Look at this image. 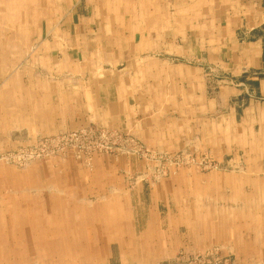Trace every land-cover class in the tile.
Segmentation results:
<instances>
[{
    "label": "crops",
    "instance_id": "crops-1",
    "mask_svg": "<svg viewBox=\"0 0 264 264\" xmlns=\"http://www.w3.org/2000/svg\"><path fill=\"white\" fill-rule=\"evenodd\" d=\"M15 1H0V146L8 148L51 132L75 128L85 122L86 117L90 119L93 96L90 65L91 56L97 54V62L108 63L113 68L123 63L140 65L146 61L159 70V65H162L165 99H172V79L179 80L182 85L179 89L180 105L171 111L180 116V124L169 118L167 126L194 129L196 141L201 139L203 142L204 138L206 142H212L210 148L213 150L228 151L230 155L237 153L247 161L244 164L250 166L247 170L250 175L254 172L252 161L264 160V0H168L170 4L167 0H149L150 6L143 8V12H137L134 6H124L125 3L118 0L120 7L108 6L106 12L101 11L99 37L94 35L89 41L82 40L83 45L77 44L76 36L84 33H75V24L61 25L60 20L50 28L47 24L44 29L47 38L53 36L51 43L41 40L43 32H39V40H32L22 21L26 14L23 2ZM37 2H40L42 12L39 10L35 16L40 14L42 17L45 0ZM109 3L112 2H106ZM75 13L69 10L64 14L68 16L66 22L75 20ZM78 23L80 29H86V26L90 29L92 25ZM77 50L80 56L74 57ZM207 80L212 83L210 86H207ZM117 84V91L122 94V85ZM208 90L215 96L205 104ZM239 110L241 122L237 123ZM223 133L229 136L225 137ZM241 141L243 147L240 146ZM111 160L109 157H94L92 166L88 168L74 158L59 159L54 168H37L16 176V179L20 177L19 184H16L20 190L29 187L40 192L38 207H45L42 205L44 191L53 193L50 207L55 209L51 215L54 218L59 208L64 211L60 213L62 215L72 213L68 217L73 223L76 217L82 218L78 222L85 225H123L126 221L131 226L133 221H137L145 226L140 235L145 234L150 240H166L168 237L166 230L172 229L169 218L161 221L158 209L163 201L169 210L175 201L176 205L184 207L185 213L182 214L188 219L182 218L174 231L184 226L185 238L206 242L220 239L217 192L222 191V198L231 202L235 200L231 194L236 191L234 184H200L196 179V205L203 212L197 210L196 218H192L191 195L183 196L185 199L181 198L178 203L169 187L159 185L149 191L148 201L142 200V190L138 185L130 191L118 178L124 171V161L114 166ZM112 177H117L115 183ZM247 181L245 184L249 191L253 196L257 194L261 206H264V183H260V176ZM209 191L214 192L211 197L206 193ZM89 192L100 198L99 204L88 205L94 207L91 211L78 204L85 201ZM62 193L63 198L59 196ZM124 196L129 197L131 211H126L128 205L119 200ZM68 206L70 210L66 212L67 209L63 208ZM207 208L213 209L208 218ZM35 216L37 223L43 221L42 211L36 212ZM23 222L33 221L27 218ZM204 226L210 227L217 237H209ZM124 233V229L120 230L121 238L126 237ZM53 239L65 238L54 235ZM55 248L71 254L68 246L60 249L56 245Z\"/></svg>",
    "mask_w": 264,
    "mask_h": 264
},
{
    "label": "rangeland",
    "instance_id": "rangeland-1",
    "mask_svg": "<svg viewBox=\"0 0 264 264\" xmlns=\"http://www.w3.org/2000/svg\"><path fill=\"white\" fill-rule=\"evenodd\" d=\"M37 1L21 0L26 11L22 21L28 28L30 38L39 40L37 36L39 32H43L41 40L51 43L53 36L47 38L44 29L47 24H50L47 25L50 28L60 20L61 25L75 24V33H84L76 36L79 41L77 44L80 45H83L82 40L89 41L94 35L99 37L98 23L101 11L106 12L108 6H121L118 0H45L43 4L46 7L41 17L40 14L35 16L39 10L42 12V6ZM148 1L122 0L124 6H134L137 12L149 8ZM168 3L170 4L169 1ZM69 10L76 12L75 20L66 22L68 16L64 14ZM78 22L92 25L90 29L88 26L86 29H80ZM29 52L31 51L28 48ZM73 56L79 57V51L74 52ZM161 56H164V53L161 52ZM91 59L93 96L90 119L86 117V121L75 128L51 132L8 148L0 146V264H264V206H261L257 194L253 196L246 185L248 179L259 176L261 184L264 183V160L252 161L251 168L254 172L250 175L247 172L250 166L244 164L247 161H243L242 156H237V153L230 155L224 150H213L210 148L213 146L212 142H206L204 138L203 142L201 139L196 141L194 129L181 130L178 126L180 116L171 111L173 107L180 105L179 89L182 85L179 80L172 79V99H165L167 97L164 95L166 87L162 65H159V70L153 63L146 61L140 65L123 63L114 65L113 68L108 63L97 62V54L95 57L91 56ZM160 61H163V57H160ZM116 75L120 77L116 78ZM105 76L106 79L103 80ZM117 83L122 85V94L117 91ZM210 84L212 83L207 86ZM116 92L119 94L118 99ZM213 96L215 95L208 90L204 97L205 104ZM240 115L239 110L237 123L241 122ZM169 118L176 120L178 125L167 126ZM223 135L227 136L224 133ZM230 142L234 143V140ZM225 143L227 144V141ZM240 146L243 147V141ZM97 156L111 158L114 166L124 161V171H121L118 178L123 180L130 191L138 185L142 190V200L148 201L149 191L159 185L169 187L173 198L177 197L178 203L181 198L185 199L183 196L191 195V215L194 216L192 218H196V211L201 210L197 209L196 205V179L200 180V184H234L236 191L231 194L235 200L231 202L222 198V191L217 192L219 210H215L219 211L220 216V239L215 240L213 237H217V234L206 226L203 227L204 232L214 240L206 242L185 238L184 226L179 231H174L182 218L188 219L187 215L182 214L185 213L184 207L176 205L174 200L175 203L173 202L169 210L163 201L158 209L161 221L169 218V227L172 229L166 230L168 237L166 240H150L145 234L140 235L145 226L137 221H133L131 226L126 221L123 225H85L79 223L78 220L82 218L77 217L73 223L68 217L72 213L62 215L60 213L64 211L59 208L54 218V215H51L55 209L50 207L53 193L43 192L42 205L45 207L41 208L38 207L40 192H37V189H19L20 177L16 179V176L23 172H31L37 168H54L59 159L66 158H74L89 168ZM260 169L263 171L256 174ZM243 188L246 189L245 192ZM206 193L211 197L214 192ZM59 196L63 198L64 194ZM245 198L247 200H244ZM119 200L123 205H128L125 207L126 211H131L129 197L124 196ZM99 203L97 194L89 192L85 201L78 204H83L86 210L91 211L94 207L88 205L95 206ZM227 203L229 206H226ZM63 209H67L66 212L70 210L69 206ZM212 210L205 209L206 218ZM39 211H42L43 221L37 223L35 215ZM27 218L33 222L24 223ZM134 219L137 220V217ZM90 220L92 221V217ZM123 229L126 237L121 238L120 230ZM54 235L65 239H53ZM117 235V239L111 238ZM56 245L60 249L68 246L71 254H65L63 250L59 252L55 248Z\"/></svg>",
    "mask_w": 264,
    "mask_h": 264
},
{
    "label": "bare ground",
    "instance_id": "bare-ground-1",
    "mask_svg": "<svg viewBox=\"0 0 264 264\" xmlns=\"http://www.w3.org/2000/svg\"><path fill=\"white\" fill-rule=\"evenodd\" d=\"M20 1V0H19ZM18 8V7H17ZM132 14V13H131ZM6 28V27H5ZM56 35V34H55ZM71 38V37H70ZM250 182V181H249ZM261 183V182H260ZM63 250V249H62ZM26 257V256H25ZM29 259V258H28Z\"/></svg>",
    "mask_w": 264,
    "mask_h": 264
}]
</instances>
